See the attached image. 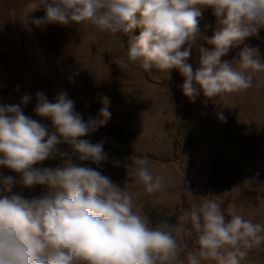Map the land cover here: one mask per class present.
Masks as SVG:
<instances>
[{"label":"clouds","instance_id":"9594fccd","mask_svg":"<svg viewBox=\"0 0 264 264\" xmlns=\"http://www.w3.org/2000/svg\"><path fill=\"white\" fill-rule=\"evenodd\" d=\"M40 7L45 16L32 21L36 26L91 24L111 34L140 28L128 42L122 66L140 61L145 71L177 69L190 102L201 92L206 98L243 92L252 86L254 73L264 71L258 47L246 45L238 59H221L264 28V0H41ZM208 8L220 28L205 37L211 50L198 47L194 70L187 61ZM36 99L35 113L49 119L54 131L24 114L27 94L21 104H0V166L19 174L18 181L0 174V264H241L264 243V223L235 210L226 217L222 205L208 196L184 209L176 224L164 220L151 226L132 195L100 170L108 161L103 142L85 139L110 119L108 108L100 109L103 119L85 122L66 93L50 102L37 92ZM218 118L226 120L222 112ZM61 143L72 152H59ZM56 157L61 163L54 168L34 167ZM124 167L146 193L164 187L165 177L154 175L146 158ZM17 183L47 191L25 198L12 193ZM193 232L196 247H182L178 237Z\"/></svg>","mask_w":264,"mask_h":264},{"label":"rangeland","instance_id":"374dc122","mask_svg":"<svg viewBox=\"0 0 264 264\" xmlns=\"http://www.w3.org/2000/svg\"><path fill=\"white\" fill-rule=\"evenodd\" d=\"M21 5V0H0V25ZM40 26L42 38L34 40L35 47L46 55L55 54L64 66L57 74L58 93L74 101L75 111L85 122L103 119L99 114L103 107L110 111L107 123L85 139L103 142L108 161L100 170L132 195L135 209L151 226L164 220L176 224L181 212L203 196L216 199L226 217L235 210L246 219L264 223V71L255 72L252 86L243 92L216 98H206L201 92L190 102L182 92L184 78L177 69L145 71L140 61L122 66L128 42L140 35V28L111 34L91 24ZM219 28L216 21L199 20V37L187 61L194 70L199 67L198 47L211 50L205 37L211 38ZM65 44L70 47L64 49ZM246 45L258 47L264 61V28L232 47L222 61L238 59ZM35 58L41 61L39 50ZM1 70H7V63L0 51ZM32 91L42 92V88ZM220 112L226 120L218 118ZM44 125L54 131L49 123ZM57 147L61 153L72 152L66 143ZM137 158H146L152 173L165 177L159 192L148 194L127 176L125 163ZM115 160L120 166H114ZM60 163L56 157L34 167L54 168ZM195 238L193 232L178 240L182 247L194 248ZM251 251L257 252L255 247Z\"/></svg>","mask_w":264,"mask_h":264},{"label":"crops","instance_id":"0c3cea01","mask_svg":"<svg viewBox=\"0 0 264 264\" xmlns=\"http://www.w3.org/2000/svg\"><path fill=\"white\" fill-rule=\"evenodd\" d=\"M21 2V7L6 15L7 22L0 25V51L6 56L7 63V70L0 72V104H21V98L27 94L30 97L29 102L26 105L21 104L24 114L51 126L49 119L35 113L37 99L36 93L32 90L36 86L41 87L47 99L54 102L59 95L57 89L61 86L57 74L63 72L64 66L55 54L46 55L34 45L36 38H42L41 26L32 23L33 20L45 16L44 8L40 7L41 0H21ZM56 25L58 24H47L51 28ZM63 47L68 49L70 46L65 44ZM35 50L41 52L40 62L35 61ZM0 174L13 176L17 181L19 180V174L6 167L0 166ZM17 185L19 184L14 187ZM258 247H255V251H258Z\"/></svg>","mask_w":264,"mask_h":264},{"label":"built area","instance_id":"2783aa9c","mask_svg":"<svg viewBox=\"0 0 264 264\" xmlns=\"http://www.w3.org/2000/svg\"><path fill=\"white\" fill-rule=\"evenodd\" d=\"M199 20L205 22L216 21L219 25L217 18L213 15L212 9L210 8L203 10L202 16L199 18ZM46 191V187L41 185H36L31 188H25L19 184L12 189L13 194H21L25 198L40 196L45 194ZM241 264H264V243L259 246L257 252L249 251L247 257L242 260Z\"/></svg>","mask_w":264,"mask_h":264}]
</instances>
